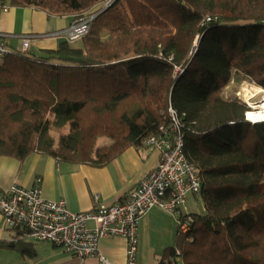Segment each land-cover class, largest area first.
<instances>
[{
    "label": "trees",
    "instance_id": "1",
    "mask_svg": "<svg viewBox=\"0 0 264 264\" xmlns=\"http://www.w3.org/2000/svg\"><path fill=\"white\" fill-rule=\"evenodd\" d=\"M0 2L72 23L96 14L76 43L1 60L0 157L103 168L145 148L171 106L204 214L180 218L157 264H264V123L245 121L250 109L222 96L244 80L264 90V0ZM102 137L111 144L97 147Z\"/></svg>",
    "mask_w": 264,
    "mask_h": 264
},
{
    "label": "crops",
    "instance_id": "2",
    "mask_svg": "<svg viewBox=\"0 0 264 264\" xmlns=\"http://www.w3.org/2000/svg\"><path fill=\"white\" fill-rule=\"evenodd\" d=\"M71 20V17L49 16L32 8L9 7L0 15V33L30 36L28 53L42 55L56 50L59 43L65 41L62 37L52 35L69 27ZM16 40L6 39L5 43L9 48L16 43L15 50H18L20 43ZM158 162V152L146 147L128 148L103 168L58 163L39 154L30 155L22 163L1 156L0 190H6L13 184L33 188L36 180L40 179L39 186L45 200L63 201L73 213L87 212L96 206L120 203ZM177 233L178 227L171 217L160 210H151L138 224L136 264H157L155 258L171 246ZM17 240L25 242L23 251L14 250ZM98 249L109 264H126V244L123 238L102 239ZM0 264L102 263L97 258L78 259L50 243H34L22 235L16 236L6 228L5 220L0 215Z\"/></svg>",
    "mask_w": 264,
    "mask_h": 264
},
{
    "label": "built area",
    "instance_id": "3",
    "mask_svg": "<svg viewBox=\"0 0 264 264\" xmlns=\"http://www.w3.org/2000/svg\"><path fill=\"white\" fill-rule=\"evenodd\" d=\"M8 9L7 3L0 2V15ZM95 16L84 15L53 35L69 43L76 42L89 32ZM11 38L19 40L18 50H10L5 43L6 39ZM30 38L0 33V58L11 53H27ZM182 73V70L175 68V75ZM167 113L168 126L161 128L158 136L144 143L147 149L159 152L157 166L120 203L73 213L63 201H47L42 197L40 179L36 180L33 188L13 184L6 190H0V215L5 220L6 228L20 233L31 242L50 243L68 255L81 260L97 258L102 264L109 262L99 253V241L121 237L126 244V264H136L140 219L155 207L180 216V207L185 205L187 197L201 191L198 172L183 153V124L180 116L171 106ZM180 229L185 231L186 226L182 225Z\"/></svg>",
    "mask_w": 264,
    "mask_h": 264
},
{
    "label": "rangeland",
    "instance_id": "4",
    "mask_svg": "<svg viewBox=\"0 0 264 264\" xmlns=\"http://www.w3.org/2000/svg\"><path fill=\"white\" fill-rule=\"evenodd\" d=\"M8 4V3H7ZM9 5V4H8ZM10 7V6H9ZM52 36H54V35H52ZM64 39V38H63ZM18 40V39H17ZM16 40V41H17ZM65 40V39H64ZM81 40V39H80ZM66 41V40H65ZM79 41V40H78ZM17 42H19V40L17 41ZM77 42V41H76ZM76 42H73V43H76ZM73 43H70V44H73ZM14 45L15 46H11L9 49L10 50H15L16 49V46H17V44L16 43H14ZM27 54H30L31 55V53L29 52V53H27ZM3 58H0V62H1V60H2ZM243 83H246V84H248L249 85V87H251V88H256V89H258V90H260L259 92H257L256 94H254V95H252L251 97H250V99L248 100V102H244V101H241V100H239L238 98H237V95H238V91H239V89L242 87V85H243ZM222 96L224 97V98H229V97H231V96H233V100L234 101H237V102H239V103H242V104H245V106H247V108H249L250 109V111L249 112H254V111H258L259 110V108H258V106H259V104H260V102L261 101H263L264 100V90L263 89H261V88H259V87H257V86H255V85H253L252 83H250V82H248V81H242V82H240L238 85H230L229 86V88H226V89H224L223 91H222ZM248 113V112H247ZM247 113H245V115H244V120L245 121H247V122H249L250 124H258V123H252L251 121H248L247 119H246V116H247ZM260 123H264V122H260ZM111 144V141L109 140V139H107V138H104V137H102V138H99L98 140H97V142H96V146L97 147H103V146H108V145H110ZM158 154H159V152H158ZM159 159H160V155H159ZM195 166V165H194ZM196 168V167H195ZM153 170V169H152ZM152 170L150 171V172H152ZM197 170V169H196ZM149 172V173H150ZM198 172V171H197ZM148 173V174H149ZM147 174V175H148ZM141 181V180H140ZM201 182V181H200ZM137 185V184H136ZM136 188V186L130 191V192H132L134 189ZM129 192V193H130ZM128 193V194H129ZM127 194V195H128ZM126 195V196H127ZM200 193H198V194H194V195H189L188 197H187V199H186V203H185V205H183V206H181L180 207V210H181V213H180V216H174V215H171V214H169V213H167V212H165V211H163V210H160V209H158V208H152L151 210H154V209H157V210H160V211H162L163 213H165V214H167L169 217H171L174 221H175V223H176V225L178 226V224H179V221H180V218H183L184 219V216L185 215H189V214H198V215H203L204 214V209H203V203H202V200H201V198H200ZM125 196V197H126ZM124 197V198H125ZM123 198V199H124ZM122 199V200H123ZM118 203H116V204H113V205H117ZM101 206V205H100ZM96 207H98V206H96ZM96 207H94V208H96ZM94 208H92V209H94ZM91 209V210H92ZM183 209H184V213L182 212L183 211ZM151 210H149L142 218H144L145 216H147L148 214H149V212L151 211ZM141 218V219H142ZM140 219V220H141ZM185 220V219H184ZM176 240V239H175ZM174 243H175V241L174 242H172L171 243V246L172 245H174ZM163 251L164 250H162L160 253L161 254H163ZM160 254V255H161ZM157 256V258H155L156 259V261H158V260H160L161 259V256ZM154 259V258H153ZM99 260V259H98ZM100 261V260H99ZM102 263V262H101Z\"/></svg>",
    "mask_w": 264,
    "mask_h": 264
},
{
    "label": "bare ground",
    "instance_id": "5",
    "mask_svg": "<svg viewBox=\"0 0 264 264\" xmlns=\"http://www.w3.org/2000/svg\"><path fill=\"white\" fill-rule=\"evenodd\" d=\"M260 90L249 87L248 84L243 83L242 87L238 91L237 98L241 101L248 102L250 97ZM259 110L254 112H248L247 118L253 123L264 122V100L260 102L258 106Z\"/></svg>",
    "mask_w": 264,
    "mask_h": 264
}]
</instances>
